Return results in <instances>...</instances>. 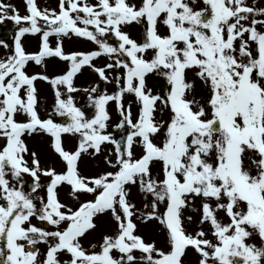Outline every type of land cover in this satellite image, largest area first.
<instances>
[{"label": "snow or ice", "instance_id": "obj_1", "mask_svg": "<svg viewBox=\"0 0 264 264\" xmlns=\"http://www.w3.org/2000/svg\"><path fill=\"white\" fill-rule=\"evenodd\" d=\"M22 2L0 264H264V0Z\"/></svg>", "mask_w": 264, "mask_h": 264}, {"label": "rangeland", "instance_id": "obj_2", "mask_svg": "<svg viewBox=\"0 0 264 264\" xmlns=\"http://www.w3.org/2000/svg\"><path fill=\"white\" fill-rule=\"evenodd\" d=\"M7 2L15 4L19 8L21 14H24L25 8H24V4H23L22 0H9Z\"/></svg>", "mask_w": 264, "mask_h": 264}, {"label": "flooded vegetation", "instance_id": "obj_3", "mask_svg": "<svg viewBox=\"0 0 264 264\" xmlns=\"http://www.w3.org/2000/svg\"><path fill=\"white\" fill-rule=\"evenodd\" d=\"M9 1V0H6V2ZM7 26V28H6ZM11 27V21H6L4 25H0V33L6 31V30H9Z\"/></svg>", "mask_w": 264, "mask_h": 264}]
</instances>
